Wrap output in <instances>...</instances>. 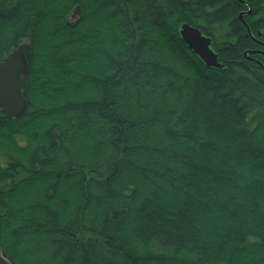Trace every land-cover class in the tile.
<instances>
[{"label":"trees","instance_id":"1","mask_svg":"<svg viewBox=\"0 0 264 264\" xmlns=\"http://www.w3.org/2000/svg\"><path fill=\"white\" fill-rule=\"evenodd\" d=\"M234 20L222 0H0V60L31 47L27 108L0 112L9 264H264V76Z\"/></svg>","mask_w":264,"mask_h":264},{"label":"water","instance_id":"2","mask_svg":"<svg viewBox=\"0 0 264 264\" xmlns=\"http://www.w3.org/2000/svg\"><path fill=\"white\" fill-rule=\"evenodd\" d=\"M179 35L182 42L205 66L222 68L216 53L210 48V38L203 36L198 28L182 23ZM30 56V44L22 42L0 60V112L8 117H19L27 108V101L22 93V79L28 72ZM0 264H9L1 252Z\"/></svg>","mask_w":264,"mask_h":264},{"label":"flooded vegetation","instance_id":"3","mask_svg":"<svg viewBox=\"0 0 264 264\" xmlns=\"http://www.w3.org/2000/svg\"><path fill=\"white\" fill-rule=\"evenodd\" d=\"M222 1L232 4L234 9L236 21L234 20L235 25L234 29H232V43L236 45L243 44V57L251 64L256 65L258 72L264 76V0ZM226 26L228 28L227 24ZM202 35L210 38V48L215 52L212 37L203 33Z\"/></svg>","mask_w":264,"mask_h":264},{"label":"rangeland","instance_id":"4","mask_svg":"<svg viewBox=\"0 0 264 264\" xmlns=\"http://www.w3.org/2000/svg\"><path fill=\"white\" fill-rule=\"evenodd\" d=\"M78 17V12L77 10H74L70 15H69V18L68 20L69 21H74L76 18ZM212 32L213 34L215 35V37L217 38L218 41H221L224 34L227 32V26H226V23H220V24H214L212 26ZM23 42H26V41H23ZM28 43V42H27Z\"/></svg>","mask_w":264,"mask_h":264}]
</instances>
